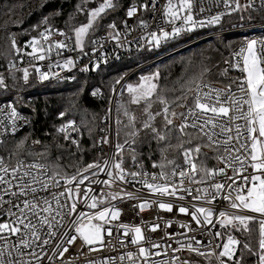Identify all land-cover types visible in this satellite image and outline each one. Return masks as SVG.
Returning a JSON list of instances; mask_svg holds the SVG:
<instances>
[{
  "label": "snow or ice",
  "instance_id": "obj_1",
  "mask_svg": "<svg viewBox=\"0 0 264 264\" xmlns=\"http://www.w3.org/2000/svg\"><path fill=\"white\" fill-rule=\"evenodd\" d=\"M157 2L158 0L133 2L126 9V18H135L136 24L133 27L142 32L139 36V40L142 41L139 44L140 49H159L169 41H175L193 33L198 28L221 26L222 18L233 13H241L239 19L242 22L245 20L244 14L247 13L248 22H251L252 12H264V0H259L258 5L256 0H245L243 4L240 0H167L161 15L165 25H170L171 30L157 26L156 30L149 31V21L138 16V13L155 14ZM89 3L90 0H81L75 5L74 11L68 14L67 32L49 23L50 16L55 17L61 14L60 9L54 10L49 16H43L37 24L32 25L34 29H40L41 25H48V27L39 31L38 37L33 36L26 42L32 49L27 55L36 60H43L45 52L50 53L53 47L59 55L60 50L69 47L68 42H72L73 38V51L79 50L83 55H87L84 52L87 40L91 45V52L97 53V46H102L105 37L98 40L88 39V37L90 33H95L101 27L107 28L106 38L115 41L117 48L123 47L124 43H132L122 40L121 30L115 21L107 25L100 23L110 11L117 7L116 0H98L96 6L92 7ZM197 4H199L198 9ZM221 4H223V10L211 14L213 7H219ZM9 11L12 9L9 8ZM77 14H84L86 22L74 25L72 21ZM121 24L124 29L123 36L127 37L133 29L128 27L127 19L121 21ZM54 34L64 39L50 42L49 38ZM44 44H48L49 47L45 49ZM11 48L16 53L22 51L17 47L14 37L11 40ZM236 55L242 57V66L237 61L230 67L240 69L245 75L233 78L223 87L214 86L207 80L211 69L203 63H201L200 71L189 75L187 79H183L187 68L182 69L181 77L177 78V83L183 79V83H180L179 96L170 98L168 92L175 89L169 90L159 86L158 69L151 74L141 75L135 84L127 83L126 91L130 96L128 104L140 105L143 102L144 105L141 113L143 118L139 120V127L137 126L138 117L130 110L128 104L118 102V114L115 120L116 136L119 137L123 132L124 143L116 144L115 154L112 157L104 155L82 167L77 164L76 171L72 174L64 171L59 164L49 162L51 155L49 145H44L43 152L32 150V147L27 144L31 132L13 139L11 148L6 147V138L9 135L15 137L19 130L20 126L17 122L23 120L27 124L30 121L28 117L21 116L12 103L6 105L7 111L0 109V114L7 120V123L0 121V124H3V127H0V218H2L0 219V264H42V258L48 251L47 246L51 245V238L57 236L60 227L71 230L60 234L56 246L51 248L52 253H57L62 248L63 250L59 251L60 256L69 250L66 245H73L77 239L82 241V246L102 242L103 232L107 231L109 235L112 232V229L106 228V225L117 220L120 215V209L112 205L111 201L120 197L136 198L132 192H125L123 189L119 191L105 189H111L121 183H142L150 192L159 196L183 200L185 195L192 194L191 184H203L205 180L212 179L218 174H226L227 169H231L232 175L226 177V182L198 187L192 200H203L207 204H212L220 197L230 209L240 210L239 212L221 209L214 217L213 207H197L196 204L190 205L193 209L191 213H189V207L179 204L178 211L189 213L196 225L215 226V221L222 229L231 228L243 234H250V222L258 220L257 246L253 248L250 241L241 243L235 236L229 234L222 249L216 254L207 245L205 250L201 251V241L196 240L193 235L186 237L187 243L177 240L178 248L172 249V252L177 253L186 249L189 253H196L208 259L215 256L218 264H244L246 257L251 255L256 257L255 264H264V38L248 39L246 46H242ZM103 62L108 63L106 57L103 58ZM225 63L227 64L228 61ZM56 66L70 69L75 65L72 57H68L62 64L58 62ZM14 67L15 65L9 62V76L13 79L15 77L11 69ZM48 67L49 71L35 68L40 81H46L50 77L60 78L57 73L50 71L53 65L50 64ZM98 67L99 63L92 65L93 70ZM20 71L23 73V80L27 82L28 68ZM82 71H89L88 65H85ZM227 72V68L222 69L221 75L227 76ZM127 75H129L128 72H121L114 77L113 92H115V86L121 84ZM7 88L4 75L0 74V89ZM92 95L97 96L102 93L99 89H94ZM154 104L159 105L155 111H153ZM178 108L183 110L177 111ZM110 112L111 109L105 114V120L109 118ZM65 116V111L59 112V117ZM158 118L159 126H157ZM226 120H230L232 126L224 123ZM240 121L244 123L241 124ZM55 130L63 135L64 140H70L77 152L83 151L80 139L73 138L71 135L72 133L82 135L74 119H67ZM87 130L91 137L93 129ZM173 139L176 141L175 144L172 143ZM153 141L157 146L156 151L160 154V161H153L152 166L160 170L158 173L149 174L142 163H137L134 145L147 144L151 149ZM108 142V136L105 135L98 141H94V144H108ZM41 143L39 139L31 141L32 146L41 145ZM125 145L131 152L132 164L137 171H129L123 166ZM56 147L63 146L57 144ZM205 148L210 149L215 154L213 158L222 162L224 166L207 167L201 160V157H207V153L202 151ZM177 150L182 153L183 164L176 163L175 158H168L170 151ZM42 159L44 162H41ZM149 159H151L150 155ZM249 168L252 169L251 172H248ZM100 173H104L107 179H98ZM198 175L199 179H196ZM237 180L240 183H237ZM60 181H63V184ZM86 181L87 184H85ZM185 181L188 182L187 186ZM93 185L103 187L97 192ZM79 203H83L89 211H78ZM105 203L109 206L104 207ZM98 205L101 206L99 210L92 211L97 209ZM148 205V201H143L139 206L143 210ZM159 207L171 212L173 203L159 202ZM244 210H248L251 214H245ZM168 224H171V221ZM181 226L185 229L189 228L188 224ZM157 227L158 225H152V230L155 231ZM119 229H123L126 235L132 233L130 242L134 245H140L144 240L141 227L138 225L130 228L126 224H119L117 231ZM214 235L219 237L221 232L217 231ZM210 244L211 241L208 242V245ZM158 247L159 245L155 243L151 245L153 249ZM170 247L171 245L166 246L165 255ZM138 255L143 258V264H151L149 257H159L161 253L139 246ZM133 256V252L127 253L130 261L133 260ZM47 259L52 261L53 256L48 255ZM123 259L124 256H121V260ZM105 264L108 262L106 261ZM133 264L137 262L133 261ZM155 264H191V262L174 254L170 259L156 260Z\"/></svg>",
  "mask_w": 264,
  "mask_h": 264
},
{
  "label": "trees",
  "instance_id": "obj_2",
  "mask_svg": "<svg viewBox=\"0 0 264 264\" xmlns=\"http://www.w3.org/2000/svg\"><path fill=\"white\" fill-rule=\"evenodd\" d=\"M80 2L81 0H0V74L4 75L5 82L8 85L7 89H0V97L6 96L8 101L19 107L30 119L29 125L23 131L16 134L15 137L12 136L7 139L6 147L11 148L13 139H18L26 133L31 132L27 144L32 147V150L34 152H43L44 145H49L51 153L49 162L59 164L68 174L76 171L77 164L82 167L106 154L108 144H94V141H98L100 137L105 135L109 139L110 121L109 119L105 120V114L112 105L118 87L116 85L115 92L112 91L113 79L119 73H130L139 64L159 55L160 52L173 49L210 31L231 29L264 21V12H252L253 20L251 22H248L247 13L244 14L245 20L243 22L239 19L241 13H233L222 18L221 26L198 28L193 33H189L175 41H169L159 49H135L122 59L102 65L96 70L91 69L85 72H76L75 79L69 82L66 80H56L43 85L36 80L34 71L29 68V79L27 82L22 78L23 73L20 71L21 69H11L15 79L9 76V62L11 60L17 62L19 58V54L11 48L12 38H15L17 47L22 49L28 39L39 35V31L48 27V25H41L40 29H34L32 25L37 24L43 16H49L50 13L57 9L62 10L61 14L55 17L50 16L49 23L55 28H62L67 32L68 25L66 21L68 14L72 13L75 5ZM97 2L98 0H90L89 6H96ZM116 2L117 7L100 21L101 25H107L115 21L118 28L123 27L121 21L125 20L126 8L133 2L140 3L143 0H116ZM9 8L12 11H9ZM146 15L147 13L143 12L141 18L145 19ZM83 22H86L84 14H77L75 20L72 21L74 25ZM102 31H107V28L101 27L95 33H91L89 39L97 38ZM245 35L244 31H229L210 36L135 72L128 78L126 83L133 81L144 70L148 72L157 71L158 69L160 73L159 86L169 90L175 89V91L168 92L170 98L179 96L181 94L180 83H183V79H187L189 75L198 73L201 63H203L211 69L210 74L207 75V80L212 82L213 85L223 87L233 78H240L238 69L232 68L230 65L234 63L237 56L236 53L239 52ZM86 44L89 45L88 43ZM225 61H228V63L226 64ZM185 68H187L186 75L177 83V78L181 77L182 69ZM225 68L228 69L227 76L221 75V70ZM124 86L119 87L120 89L116 95L115 120L118 114L117 103L128 104L130 100V96ZM81 89L83 90L81 91ZM94 89H99L102 95L93 96L92 91ZM189 103H191V99H189ZM128 107L137 115V126L139 127V120L143 118L141 115L142 108L144 107L143 102L140 105L128 104ZM158 107L159 105L154 104L153 111L157 110ZM182 110L177 109V111ZM61 111L66 112L64 118L59 117V112ZM93 116H95V119H93ZM67 119H74L80 127L82 135L77 133L71 135L73 138L80 139L82 152H77L75 146L71 145L70 140H64L63 135L57 133L55 130L57 126L65 123ZM159 124L158 118L157 126ZM88 128L93 129L91 137L88 134ZM116 128L117 125L115 123V132ZM33 139L41 140V145L32 146L31 141ZM124 140L125 136L123 132L119 137L116 136V144H123ZM172 143H176L175 139H173ZM57 144L63 147L57 148ZM134 147L137 154V163H142L145 170L159 172L160 169L158 167L153 168L152 166L153 161H160V154L156 151L157 146L155 141L152 142L151 149H149L147 144L140 143H137ZM202 151L207 153V157H201L204 164L209 168H215L218 165V161L213 158L215 154L206 148L202 149ZM70 153H75V155H70ZM123 153V166L132 168L131 152L127 145H125ZM149 155L151 159H149ZM116 158L118 159L119 157L117 156ZM168 158H175L176 163L183 164L182 153L179 150L175 152L170 151ZM41 162H44L43 159ZM197 178L199 179V175ZM249 228L251 229L250 234H243L238 231L236 233L241 243L250 241L253 248H255L259 235L258 220L250 222ZM255 260L256 257L248 255L244 264H255ZM207 264L210 263L207 262Z\"/></svg>",
  "mask_w": 264,
  "mask_h": 264
},
{
  "label": "built area",
  "instance_id": "obj_3",
  "mask_svg": "<svg viewBox=\"0 0 264 264\" xmlns=\"http://www.w3.org/2000/svg\"><path fill=\"white\" fill-rule=\"evenodd\" d=\"M167 2V0H158L157 2V11L155 14L151 12H147V15L145 17L146 20L149 21V31L156 30L157 26L159 27H165V30L170 31L171 26L165 25V22L162 18V11H163V5ZM245 0H241V3L243 4ZM256 4H259V0H256ZM207 6V5H206ZM196 8H199V4L196 5ZM127 9V8H126ZM223 10V4H221L219 7H213L212 13L215 14L217 11ZM142 13H138V16L142 17ZM128 22V27L130 29H133L127 37L123 36V27H120L122 33V40L130 41L132 43H124L123 47H116V42L112 41L110 39L106 38L107 31H102L99 36L95 39H99L101 37H105L103 40L102 46H97V53L91 52V45L85 46L84 52L87 53V55H83L79 50L73 51L74 47V38L72 42L69 43V47L65 48L63 50L59 51V55L57 54V50L55 47H53L52 51L48 53L45 52V59L43 60H36L33 57H30L27 55V53L31 52V47L25 43V45L22 48V51L17 53L19 54V58L17 62L10 61L15 65L13 69H23V68H29L34 71V75L36 77V80L43 84H49L56 80H66V81H73L75 79V73L76 72H85L82 71V69L85 67V65H88L89 70L92 69V65L95 63H99V67L102 65L110 64L114 61L120 60L123 57L130 54L135 49H140L139 44L142 43V41L139 40V36L142 34L141 30L134 28L133 26L136 24L135 18H126ZM179 24V22H177ZM229 31H244L246 33L244 41L241 45L246 46V41L248 39L255 38L257 40L264 38V21H259L252 24H246L242 26H238L231 29H224V30H213L206 34L200 35L190 41H187L173 49H170L168 51L160 52L159 55L142 62L139 64L136 68H134L130 74H134L135 72L141 70L142 68L148 67L155 62H157L160 59H163L166 56L172 55L177 53L178 51L187 48L188 46H192L193 44H196L200 41H203L204 39L214 36L216 34H221L223 32H229ZM39 35H37L38 37ZM64 39V37H61L58 34H54L49 38L51 41L61 40ZM28 39L26 42L30 41ZM67 42V41H66ZM45 49L49 47L48 44L43 45ZM257 49H259V45H257ZM259 54V52H258ZM68 57H72L74 60V67L70 69H65L62 67L56 66L59 62L62 64L64 60H66ZM79 57V59H77ZM106 57L108 60V63L105 64L103 62V58ZM116 57H119V59H116ZM239 62L242 66V57L236 56L234 63ZM53 65V67L50 69V71L55 72L58 74L60 78L57 77H50L46 81H40L38 79L37 73L35 71L36 67H39L41 71H49V65ZM238 69V68H237ZM238 72L240 73V77H243L245 74L238 69ZM122 82V81H121ZM217 86V85H214ZM220 87V86H219ZM233 91H235V88H233ZM117 90L115 92V96L113 98L112 105L110 107L111 112L109 116L110 121V130H109V142L107 146V152L106 156L112 157L115 154V146H116V133H115V118H114V111H115V99L117 95ZM8 103H12L11 101H8L5 97H0V109L3 111H7L6 105ZM17 111L20 113L23 117H28L26 114H24L19 107H17L14 103H12ZM29 118V117H28ZM0 121L3 123H7V120L5 119L4 115L0 114ZM30 121V119H29ZM19 130L16 134L23 131L29 123L25 124L23 120L18 121ZM224 123L228 124L229 126H232V122L230 120L224 121ZM241 124H243V121H240ZM0 127H3V124H0ZM15 134V135H16ZM74 134V133H72ZM233 135H235V132L233 131ZM12 137V135H9L6 139H9ZM243 152V150H241ZM100 158V157H99ZM98 159V158H97ZM223 163L218 161V165L216 167H223ZM126 168V167H125ZM129 171H137L134 167L132 168H126ZM149 174L156 171H150L146 170ZM252 169L249 168L248 172H251ZM158 173V172H157ZM232 172L231 169L226 170V174H218L212 179L205 180L203 184H191L192 188V194L191 195H185L183 200H179L178 198H169L167 196H159L156 193L150 192L146 186H144L142 183H129V184H123L121 183L119 186H113L111 189H105L106 191H119L123 189L125 192H132L136 198H123L120 197L115 201H111V204L114 205L116 208L120 209V215L117 220L113 221L109 225H106V228H111L112 232L111 235L107 231L103 232V241L98 242L95 245H87L82 246V241L80 239H77L73 245H66L68 247V251L65 252L63 256L59 255V251H62L61 248L58 250L57 253H52L51 248L56 246L57 241L59 240L60 234L66 231H71L70 229L66 227H60L57 231V236L52 239L51 245L47 246L48 251L46 252L45 257L42 258V264H105L107 261L108 264H133V261H136L137 264H143V258L139 257L138 255V247L143 246L146 248H149L150 251H159L161 255L159 257H149V260L151 264H155V261L158 259H170L172 255H178L181 259L188 260L189 252L184 249L177 253H173L172 249L178 248V244L176 243L177 240H180L183 243H187L186 237L195 236L196 240L201 241V251L205 250V246H210L216 254L219 253V251L223 247V243L227 241V237L229 234L235 236L238 240L239 237L235 230L228 228V229H222L220 228L218 223H215L214 225H196L195 222L192 220L191 211L193 209L190 207L191 204H196L197 207H213L214 209V217L215 215H218L219 210L224 209L229 212H239L240 210H233L230 209L228 204L224 202L220 197L217 198L216 201H213L212 204H207L205 201H194L192 200V196L196 195V189L203 188L206 186H209L213 183L217 182H226V177L231 176ZM98 179H107L106 175L104 173H100L98 176ZM198 179V178H196ZM151 182V180H150ZM163 182V181H160ZM230 182V181H228ZM61 184H63V181H60ZM237 183H240L239 180H237ZM87 184V181L85 182ZM185 185H188V182L185 181ZM97 192L100 191L101 186L93 185ZM53 191H56V189H53ZM211 191V189H210ZM227 191V189H225ZM203 195V193H201ZM143 201H148L149 205L148 207H145L143 210L140 208V203ZM159 202H171L173 203V210L171 212H168L165 209H161L159 207ZM183 205L186 207H189V213H180L178 211L177 205ZM104 207H108V203H105L103 205ZM101 206L98 205L97 209H94L92 211L99 210ZM78 211H85L88 212L89 209L83 204L79 203ZM245 214H251L248 212V210H244ZM2 219V218H0ZM59 219V217H57ZM171 221V224H168V222ZM119 224H126L130 228L134 226H140L142 230V234L144 236V240L141 242L140 245H134L132 244L131 237L132 233H128L127 235L124 233L123 229H119L117 231V225ZM158 225V227L155 229V231L152 230V225ZM182 224H188L189 228L185 229L182 227ZM47 231V229H45ZM221 232V236L217 237L214 235L215 232ZM181 233L183 235H181ZM211 241V244L208 245V242ZM155 243L158 244V248H151V245ZM171 245L170 248L167 249V255L164 254L166 246ZM193 245L195 246V242L193 241ZM92 248L94 250L90 251L89 249ZM133 252V260L130 261L127 258V253ZM51 255L53 256V260L49 261L47 259V256ZM121 256H124V259L121 260ZM213 259L216 261L215 256H212ZM191 262V261H190ZM217 262V261H216ZM218 263V262H217ZM191 264H195L192 263Z\"/></svg>",
  "mask_w": 264,
  "mask_h": 264
},
{
  "label": "rangeland",
  "instance_id": "obj_4",
  "mask_svg": "<svg viewBox=\"0 0 264 264\" xmlns=\"http://www.w3.org/2000/svg\"><path fill=\"white\" fill-rule=\"evenodd\" d=\"M240 2H241V0H240ZM36 36H37V35H36ZM90 36H91V33L89 34L88 39L90 38ZM86 43H88L87 40H86ZM145 68H146V67H145ZM142 69H144V68H142ZM142 69H141V70H142ZM152 72H154V71H148V72H147V70H144L142 73L139 74L138 77H135V79H134L133 81H130V82H127V83H133V84H135V83L138 82L139 77H140L141 75L151 74ZM131 75H132V74L127 75V76L125 77L126 80L122 83V85L120 86V88L124 86V84L126 83V81L128 80V78H130ZM127 83H126V85H127ZM126 85L124 86L125 88H126ZM117 88H118V87H117ZM120 88H119V89H120ZM119 89H117V92L119 91ZM115 133H116V132H115ZM188 254H189V256H190V257H188V259H189V261H191L192 263H195V264H204V262H205V264H207V262H209L210 264H211V263L218 264V263L213 259V257H211L210 259H208V258H205V257H200V256L196 255V253H188Z\"/></svg>",
  "mask_w": 264,
  "mask_h": 264
},
{
  "label": "water",
  "instance_id": "obj_5",
  "mask_svg": "<svg viewBox=\"0 0 264 264\" xmlns=\"http://www.w3.org/2000/svg\"><path fill=\"white\" fill-rule=\"evenodd\" d=\"M125 80H126V79L122 80L121 84H119L118 87H119L120 85H122V83H123ZM117 89H118V88H117Z\"/></svg>",
  "mask_w": 264,
  "mask_h": 264
},
{
  "label": "bare ground",
  "instance_id": "obj_6",
  "mask_svg": "<svg viewBox=\"0 0 264 264\" xmlns=\"http://www.w3.org/2000/svg\"><path fill=\"white\" fill-rule=\"evenodd\" d=\"M120 86H121V85H120ZM120 86H119V87H120ZM119 87H118V89H119Z\"/></svg>",
  "mask_w": 264,
  "mask_h": 264
}]
</instances>
